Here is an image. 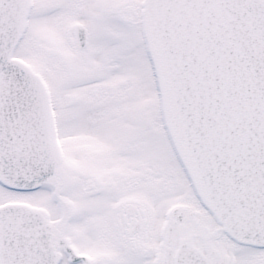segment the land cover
Returning a JSON list of instances; mask_svg holds the SVG:
<instances>
[{
	"label": "snow or ice",
	"instance_id": "1",
	"mask_svg": "<svg viewBox=\"0 0 264 264\" xmlns=\"http://www.w3.org/2000/svg\"><path fill=\"white\" fill-rule=\"evenodd\" d=\"M0 264H264V0H0Z\"/></svg>",
	"mask_w": 264,
	"mask_h": 264
}]
</instances>
